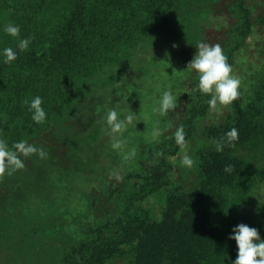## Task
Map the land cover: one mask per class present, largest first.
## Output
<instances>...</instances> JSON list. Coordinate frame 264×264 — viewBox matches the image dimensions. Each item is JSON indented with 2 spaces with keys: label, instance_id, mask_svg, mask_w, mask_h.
<instances>
[{
  "label": "rangeland",
  "instance_id": "obj_1",
  "mask_svg": "<svg viewBox=\"0 0 264 264\" xmlns=\"http://www.w3.org/2000/svg\"><path fill=\"white\" fill-rule=\"evenodd\" d=\"M240 3L184 0L179 4L178 36L140 41L127 51L126 58L120 49V59L70 88L65 86L70 97L67 105L48 114L39 134L28 141L44 149L46 157H21L23 169L0 177V264H67L71 246L97 237L105 224L113 222L120 210L118 192L124 189L119 190L120 186L145 172V163L161 162L162 148L201 98L196 90L198 74L187 69L197 51L195 45L219 44L226 57L236 46L233 31L240 22ZM246 6L251 11L252 30L229 63L241 81L239 98L209 110L197 123L198 142L188 140L183 150L168 156L177 186L192 190L203 175L199 166L189 169L180 164L183 153L196 162L199 148L209 144L211 125L237 112L239 105L264 97V0H247ZM167 89L176 95L177 107L161 117L153 108ZM108 108L122 116L131 112L136 118L121 136L127 142L122 151L111 147L104 119ZM156 127L162 135L154 139ZM251 150L243 148L239 153L252 161V177L231 190L214 217L228 237L233 226L244 223L257 228L264 238V162L259 155L261 159L249 157ZM129 151H135V156L126 158ZM162 200V196L151 197L144 206L158 218ZM111 227L109 233L116 229L112 223ZM228 237L229 262L236 259L237 245Z\"/></svg>",
  "mask_w": 264,
  "mask_h": 264
},
{
  "label": "trees",
  "instance_id": "obj_2",
  "mask_svg": "<svg viewBox=\"0 0 264 264\" xmlns=\"http://www.w3.org/2000/svg\"><path fill=\"white\" fill-rule=\"evenodd\" d=\"M183 1L0 0V51L5 47L18 51L17 59L11 63H4L0 57V138L11 147L39 134L42 124L31 119L24 100L40 96L47 115L54 113L70 100L67 84L70 88L120 59V49L121 57L126 58L127 51L140 41L178 36L177 17ZM246 1L240 3L241 18L233 31L236 46L228 54V63L234 51L246 44L252 30ZM9 23L19 25L20 38L30 39L27 51L19 52L18 38L3 31ZM200 96L183 124L186 141L198 142L197 123L210 110V96ZM263 101L262 95L244 107L239 105L237 112L211 125L209 144L199 148L193 166H199L203 175L192 190L173 183L168 156L176 154L180 147L172 136L162 148L160 163H145V172L129 177L127 187L120 186L119 190L124 188L117 194L120 210L110 222L115 231L109 233L113 227L108 228L107 223L97 237L71 246L66 263L229 264L228 236L214 217L231 190L251 178L255 170L252 161L239 151L250 148L249 157L259 155L262 159H257L264 162ZM232 128L238 130L239 139L223 151H216V142ZM227 165H232V172H225ZM156 196L164 197L158 218L144 206Z\"/></svg>",
  "mask_w": 264,
  "mask_h": 264
},
{
  "label": "clouds",
  "instance_id": "obj_3",
  "mask_svg": "<svg viewBox=\"0 0 264 264\" xmlns=\"http://www.w3.org/2000/svg\"><path fill=\"white\" fill-rule=\"evenodd\" d=\"M3 31L12 37L18 38L16 49L24 52L29 49L31 43L29 38H20L19 25L9 23ZM197 51L192 60L188 63L187 69L198 74V84L196 90L201 94L210 96L207 101L210 110H217L218 105L228 106L239 98L241 81L233 74L232 66L228 63L227 57L219 44L210 45L200 42L195 45ZM0 57L4 63H11L18 57V51L12 47H5L0 51ZM28 106V111L32 113L31 119L42 124L47 119V113L42 107L43 99L35 96L23 101ZM177 107V97L171 89L164 90L159 97L158 105L153 111L161 117L166 116L169 111ZM108 134L111 136V147L113 150L122 151L126 148V139H122V134L127 131L130 125L136 122L135 116L129 112L121 115L115 108H108L105 116ZM162 135L159 127L153 129L154 139ZM173 139L182 150L186 146V133L183 126L176 129ZM239 139L238 130L232 128L227 131L220 141L216 142V151H223L226 145H233ZM38 154L41 158L47 153L42 148L30 144L27 140H20L9 147L7 141L0 138V177L7 172L17 171L25 167L21 157H29ZM135 156V151L126 153V158ZM180 164L187 168H192L195 161L186 151L180 158ZM225 172H232V165L225 167ZM117 179L119 176L117 175ZM228 239L234 240L237 245V256L235 260L229 259V264H264V238H261L259 230L247 224L240 223L233 226Z\"/></svg>",
  "mask_w": 264,
  "mask_h": 264
}]
</instances>
